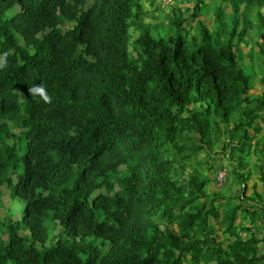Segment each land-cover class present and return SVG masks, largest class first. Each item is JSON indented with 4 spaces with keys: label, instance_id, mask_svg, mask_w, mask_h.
Instances as JSON below:
<instances>
[{
    "label": "trees",
    "instance_id": "16d2710c",
    "mask_svg": "<svg viewBox=\"0 0 264 264\" xmlns=\"http://www.w3.org/2000/svg\"><path fill=\"white\" fill-rule=\"evenodd\" d=\"M142 2L0 0V203L26 201L0 264H264V69L255 94L241 65L250 32L264 59V0H219L214 32L176 10L130 58ZM215 156L238 194L207 193Z\"/></svg>",
    "mask_w": 264,
    "mask_h": 264
},
{
    "label": "rangeland",
    "instance_id": "374dc122",
    "mask_svg": "<svg viewBox=\"0 0 264 264\" xmlns=\"http://www.w3.org/2000/svg\"><path fill=\"white\" fill-rule=\"evenodd\" d=\"M197 1L200 2V20L205 24L207 29L210 32L215 31L214 26V12L219 5V0H176L170 7L164 9L162 7V0H143L142 8L146 11L141 19V24H131L129 28L128 38V51L129 57L133 58L137 46L134 40L137 36L143 31L142 29L148 30L149 33L154 36H161L164 34L170 33V19L175 16L176 10H182L186 15L190 16L191 9L193 4ZM180 8V9H179ZM190 10V11H189ZM223 13L225 15V21L228 20V16L231 14L230 8L228 5H224ZM186 16V18H188ZM254 13L251 14V19L254 22ZM184 27L187 31L185 38L191 39L194 36L198 35L194 24L188 25L184 24ZM256 42H258L254 32H250L245 39V43L241 46L243 61L241 62L242 67L246 69L252 75L254 89L252 93L258 94L261 91V88L258 86V79L261 76L262 70L264 69V59L257 54ZM251 55L249 58L246 55ZM259 56V57H258ZM262 136L255 139V144L259 146L258 150H254V153L251 155V163H254L260 157L259 152L261 153L264 147V128L261 132ZM255 145V149H256ZM220 150V148H217ZM212 170L207 172L208 176L211 179V184L207 187V193H221L236 195L240 192V188L236 182H234L230 171L235 168L236 164L233 162L225 160L221 156H215L213 162L210 163ZM258 166H264V159H260ZM256 171L252 170V180L249 183L251 186L253 183H258L256 176ZM259 191L261 190V184L258 183ZM2 199L0 203V226L4 229L7 222H15L20 219L22 215V210L26 204V201L22 197L11 198L9 190L6 187L2 188ZM175 228V227H174ZM173 227L172 229L175 230ZM258 236L264 235L261 234V230L256 229ZM55 231L53 234H56ZM26 233L22 234L25 236ZM5 235L0 231V245L4 244ZM49 245V244H47ZM261 251H264V246L260 248Z\"/></svg>",
    "mask_w": 264,
    "mask_h": 264
},
{
    "label": "clouds",
    "instance_id": "9594fccd",
    "mask_svg": "<svg viewBox=\"0 0 264 264\" xmlns=\"http://www.w3.org/2000/svg\"><path fill=\"white\" fill-rule=\"evenodd\" d=\"M4 66L5 65H0V67H4ZM28 94H30L33 98H35L36 96H39L40 99L43 100L45 104H50L52 101L51 96H49L46 88L43 85H37V86L29 88Z\"/></svg>",
    "mask_w": 264,
    "mask_h": 264
},
{
    "label": "built area",
    "instance_id": "2783aa9c",
    "mask_svg": "<svg viewBox=\"0 0 264 264\" xmlns=\"http://www.w3.org/2000/svg\"><path fill=\"white\" fill-rule=\"evenodd\" d=\"M175 2V0H162V7L164 9L170 7L173 3Z\"/></svg>",
    "mask_w": 264,
    "mask_h": 264
}]
</instances>
